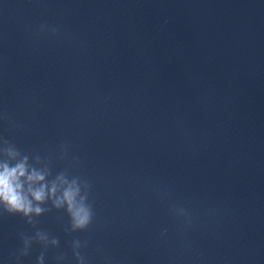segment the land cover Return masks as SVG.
I'll return each mask as SVG.
<instances>
[{
	"label": "water",
	"instance_id": "95a60500",
	"mask_svg": "<svg viewBox=\"0 0 264 264\" xmlns=\"http://www.w3.org/2000/svg\"><path fill=\"white\" fill-rule=\"evenodd\" d=\"M9 149L91 219L0 206V264H264V0H0Z\"/></svg>",
	"mask_w": 264,
	"mask_h": 264
},
{
	"label": "clouds",
	"instance_id": "9594fccd",
	"mask_svg": "<svg viewBox=\"0 0 264 264\" xmlns=\"http://www.w3.org/2000/svg\"><path fill=\"white\" fill-rule=\"evenodd\" d=\"M47 177V170L29 165L27 156L11 149L0 153V206L25 216L38 215L43 211L39 205L52 200L57 208L66 206L74 228L86 227L91 212L77 180H69L63 174L51 181Z\"/></svg>",
	"mask_w": 264,
	"mask_h": 264
}]
</instances>
